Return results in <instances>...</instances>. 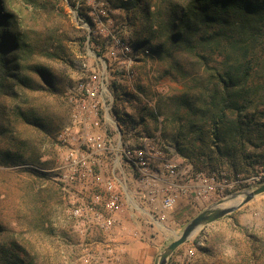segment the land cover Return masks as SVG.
I'll use <instances>...</instances> for the list:
<instances>
[{"label":"rangeland","instance_id":"obj_1","mask_svg":"<svg viewBox=\"0 0 264 264\" xmlns=\"http://www.w3.org/2000/svg\"><path fill=\"white\" fill-rule=\"evenodd\" d=\"M177 2L185 4V0ZM115 5L116 0H61L56 14L41 13L33 15L34 19L29 16L25 22L32 32L57 31L62 55L43 60L56 76V91L29 93L31 105L43 114L45 128L13 118V133L0 135V150L10 148L23 155L18 164L0 165V246L8 247V238L27 247L33 264H155L158 255L198 213L231 194L260 185L261 177L219 183L208 198L191 195L171 210L156 203L153 215L147 216L135 205L134 198L139 195L136 184L129 183L127 208L110 231L101 227L96 215L76 213L84 203H91L96 191L90 182L84 187L61 181L67 146L60 134L73 125L78 86L90 83L92 69L99 68L95 55L108 56L109 42L95 27L99 20L108 32L118 33L138 52L150 51L136 64L131 89L124 78L110 76L117 110L132 130L169 146L183 168L193 167L162 139L161 130H156L148 112L142 111L144 107L155 110L158 94L181 86L164 74L163 65L142 44L141 14ZM20 105L17 102L10 106L13 109ZM142 117L144 124L137 125ZM4 125L5 121L1 130ZM39 156V160L34 159ZM98 210L104 213L99 206ZM253 248L260 256L258 264H264V195L200 230L172 256L169 264H241Z\"/></svg>","mask_w":264,"mask_h":264},{"label":"trees","instance_id":"obj_2","mask_svg":"<svg viewBox=\"0 0 264 264\" xmlns=\"http://www.w3.org/2000/svg\"><path fill=\"white\" fill-rule=\"evenodd\" d=\"M177 1L116 0V8L141 14L142 44L163 65L164 74L181 86L154 94L155 110L142 111L196 172L226 184L261 177V184L264 0ZM60 3L0 0V135L13 133V118L45 128L43 114L31 105L29 93L56 91V76L43 60L62 56L61 39L55 30L32 32L25 22L29 16L56 14ZM8 102L23 108L11 109ZM116 112L126 122L122 112ZM142 119L137 125L144 124ZM22 157L10 148L0 150V165L18 164ZM2 232L0 226V236ZM6 242L8 247L0 246V264H33L27 247L8 238ZM259 260L253 248L241 264Z\"/></svg>","mask_w":264,"mask_h":264},{"label":"built area","instance_id":"obj_3","mask_svg":"<svg viewBox=\"0 0 264 264\" xmlns=\"http://www.w3.org/2000/svg\"><path fill=\"white\" fill-rule=\"evenodd\" d=\"M95 27L109 42L108 56L95 55L99 68L92 69L90 83L78 86L73 125L60 134L67 146L61 181L84 187L90 182L96 191L91 203H84L76 213L96 215L101 227L110 231L127 208V186L133 182L138 198L146 200L151 196L150 205L159 203L164 210L175 208L191 195L208 198L219 183H226L196 172L191 166L183 168L169 146L132 130L116 112V91L110 76L124 78L131 89L135 66L150 51L138 52L121 35L108 32L101 20L95 22Z\"/></svg>","mask_w":264,"mask_h":264},{"label":"water","instance_id":"obj_4","mask_svg":"<svg viewBox=\"0 0 264 264\" xmlns=\"http://www.w3.org/2000/svg\"><path fill=\"white\" fill-rule=\"evenodd\" d=\"M264 195V183L252 190H244L221 199L214 205L198 213L184 228L182 233L172 241L156 258L155 264H169L172 256L203 228L233 214L245 205Z\"/></svg>","mask_w":264,"mask_h":264},{"label":"crops","instance_id":"obj_5","mask_svg":"<svg viewBox=\"0 0 264 264\" xmlns=\"http://www.w3.org/2000/svg\"><path fill=\"white\" fill-rule=\"evenodd\" d=\"M131 184V183H130ZM151 196H148V199L141 200L140 198H134V201L136 202V206L140 209L142 214L145 215H153V210L154 206L150 205L149 200H151ZM170 263V262H169Z\"/></svg>","mask_w":264,"mask_h":264}]
</instances>
